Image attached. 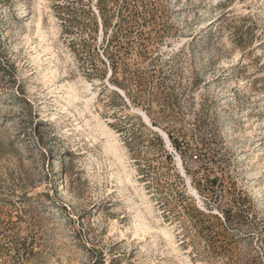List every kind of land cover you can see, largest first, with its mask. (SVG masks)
Returning a JSON list of instances; mask_svg holds the SVG:
<instances>
[{
  "label": "rangeland",
  "instance_id": "obj_1",
  "mask_svg": "<svg viewBox=\"0 0 264 264\" xmlns=\"http://www.w3.org/2000/svg\"><path fill=\"white\" fill-rule=\"evenodd\" d=\"M67 1L0 0V264H264V0L109 1L119 85Z\"/></svg>",
  "mask_w": 264,
  "mask_h": 264
},
{
  "label": "trees",
  "instance_id": "obj_2",
  "mask_svg": "<svg viewBox=\"0 0 264 264\" xmlns=\"http://www.w3.org/2000/svg\"><path fill=\"white\" fill-rule=\"evenodd\" d=\"M109 1L111 0H96L95 8L97 9V11L92 9L90 6H88V8L86 9H81V15L83 19L82 26H84L85 31L88 32L89 38L92 39V30H94V28L98 26L96 21L97 18H99L102 30V39L100 42H96L94 40L95 43L90 44L83 40L81 46L82 49L86 50L85 53L88 56V61L90 64V67L86 69V74L88 76H101V72L109 69L110 75L108 77V80L113 85H119L120 83H118L116 79V73L119 63L123 62L121 57V49L124 43H122V41L120 40L119 33L121 30L118 19L116 21L112 20L115 12L109 6ZM81 2L82 0H71L67 1L64 4L60 3L58 4V9L70 15V23L75 24L78 23V20L76 19L77 8L74 7V3ZM122 8H124V10L126 11L129 10V3L127 0H125ZM128 18L129 15L126 16V22ZM122 37L128 38L127 34L123 35ZM129 43L130 42L126 44L129 45ZM163 151L166 159L171 162L170 155L166 150H164V148Z\"/></svg>",
  "mask_w": 264,
  "mask_h": 264
},
{
  "label": "bare ground",
  "instance_id": "obj_3",
  "mask_svg": "<svg viewBox=\"0 0 264 264\" xmlns=\"http://www.w3.org/2000/svg\"><path fill=\"white\" fill-rule=\"evenodd\" d=\"M164 234H167L166 232H164Z\"/></svg>",
  "mask_w": 264,
  "mask_h": 264
}]
</instances>
